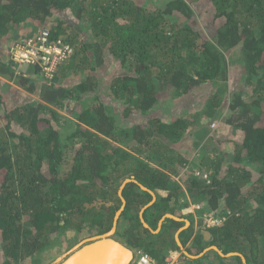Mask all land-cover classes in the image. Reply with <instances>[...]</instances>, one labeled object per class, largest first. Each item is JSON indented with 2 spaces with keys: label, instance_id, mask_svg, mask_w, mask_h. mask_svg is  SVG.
Listing matches in <instances>:
<instances>
[{
  "label": "trees",
  "instance_id": "1",
  "mask_svg": "<svg viewBox=\"0 0 264 264\" xmlns=\"http://www.w3.org/2000/svg\"><path fill=\"white\" fill-rule=\"evenodd\" d=\"M152 1L0 0V48L35 26L73 48L51 80L38 69L15 78L39 103L3 108L0 264H43L46 254L61 252L69 231L67 249L107 233L122 205L115 240L161 264L180 250L175 234L184 223L165 218L151 231L188 208L186 196L227 217L206 241L192 224L180 231L189 255L216 246L245 264H264V0H209L213 17L204 27L191 7L196 0ZM73 24L93 40H80ZM4 62L0 56V75L13 79ZM204 84L212 86L208 99L191 105ZM163 96L176 110L188 106L169 115L175 106L161 105ZM14 98L0 83V105ZM45 104L75 121L60 122ZM131 178L122 204L118 189ZM139 184L156 197L142 213L149 229L139 213L153 197ZM241 256L209 250L185 264H244Z\"/></svg>",
  "mask_w": 264,
  "mask_h": 264
},
{
  "label": "built area",
  "instance_id": "2",
  "mask_svg": "<svg viewBox=\"0 0 264 264\" xmlns=\"http://www.w3.org/2000/svg\"><path fill=\"white\" fill-rule=\"evenodd\" d=\"M72 53V46L61 38L52 39L49 29L43 27L39 28L34 35H20L19 39H14L8 49V60L12 63L16 75L20 74L18 72L20 67L29 66L38 69L43 79L51 80L57 67ZM216 127V123L210 125L211 129ZM202 178L206 176L203 175ZM175 180L180 184L178 178ZM226 218L216 212H206L202 216V224L210 229L220 226ZM184 261L185 256L181 252L174 251L168 253L161 264H185ZM132 262L133 264H158L149 253L140 249L132 250Z\"/></svg>",
  "mask_w": 264,
  "mask_h": 264
},
{
  "label": "rangeland",
  "instance_id": "3",
  "mask_svg": "<svg viewBox=\"0 0 264 264\" xmlns=\"http://www.w3.org/2000/svg\"><path fill=\"white\" fill-rule=\"evenodd\" d=\"M186 1H191V0H186ZM152 2H157V3H159L158 2V0H154V1H152ZM208 3H210V1L209 0H196L193 4H192V8H193V10H194V12H195V14H196V22H197V26H200V27H204V26H210L209 24H211V23H209L210 22V19H212V14H211V11H213V6L211 5V4H208ZM65 17H67V19H68V21H70V23L72 24V23H75L74 21H73V19H72V17H71V15H69V13L67 14V15H64ZM56 22L55 21H53L52 22V24L50 23V22H47L46 23V25L45 26H47V27H51L52 25H54ZM27 27V26H26ZM29 28V27H28ZM25 29H27V28H25ZM75 33H78L79 34V38H80V40H82V39H84V38H89V40L90 41H92L93 39L91 38V35H89V32L87 31H84V29L82 28V30L83 31H81V29L80 28H78L77 27V25L76 24H73V29H72ZM68 31V30H67ZM70 31V30H69ZM20 32V31H19ZM16 33V34H19L20 35V33H22V32H20V33ZM70 33H71V31H70ZM88 40V39H87ZM3 49H5L6 50V47H1L0 48V51H3ZM233 53H236V54H233ZM233 53H231V54H228V58L229 59H235V58H237V54H238V50L237 49H235L234 51H233ZM27 70V71H26ZM103 71H104V69H102ZM21 71H26V72H30L31 71V68L29 67V66H22L21 67ZM232 71V70H231ZM105 72V71H104ZM110 72V71H109ZM231 74V76H232V79H236L237 77H233V73H230ZM239 83V82H238ZM237 83V84H238ZM241 88V87H240ZM211 90H212V86L211 85H201L198 89H196L195 91H193L192 92V100H191V102H190V104L191 105H193V106H198V105H203V103L208 99V97H209V95H210V92H211ZM244 90V92H243V96H245L246 98H247V93L249 92L246 88L245 89H243ZM8 90H4V91H2V94L4 95V96H6V95H9V92H7ZM14 95H15V98H14V100H11V101H9V100H5V104H4V106H2V105H0V118H2V113H3V108H5V109H10V108H12V107H20L21 105H23L26 101H28V102H35V103H39V98H38V96H36V95H34V94H30L29 92H27V90H25V89H23L22 87H20V86H17V88H16V91H14ZM244 97V98H245ZM162 104H164L163 106L167 109V108H171V107H173V106H175L174 107V109H170L171 110V112H170V114L169 115H171L172 114V112H178V111H180L181 110V112H182V110L184 111V110H186V106H188V104L187 105H185V104H182V109L180 108V109H178V110H176V105H175V102L174 101H171V99L170 98H168V97H162V99H161V105ZM198 104V105H197ZM46 106H48L51 110H53V111H56L57 113H59V115H60V117H61V119H62V121H60V122H63V120L65 119L67 122L68 121H75L74 120V118L72 117L73 115H72V112H67V113H63L62 111H60V110H58V109H55L53 106H51V105H48V104H45ZM163 114V113H162ZM161 114V115H162ZM224 114H227V112H226V110L224 111ZM223 114V115H224ZM63 122V123H67V122ZM1 123H2V121L0 122V125H1ZM229 136H232V134H230ZM193 154H194V152H193ZM43 172H46V167L45 166H43ZM124 182V181H123ZM123 184V183H122ZM120 187H121V185H120ZM120 187H119V189H120ZM118 189V190H119ZM159 194V193H158ZM117 195H118V192H117ZM194 205V204H193ZM180 210V209H179ZM175 216V215H174ZM203 216V215H202ZM175 217H177V216H175ZM185 225V224H184ZM189 226V221L187 222V224H186V227H188ZM182 229V228H181ZM71 237H73V233L71 232V231H69V232H67L66 233V239H65V241H66V243H62L61 245L60 244H58V247L56 248L58 251L61 249V252L60 253H58L57 255H53V254H46L47 255V257L44 259V260H42V262H43V264H57L58 263V260L59 259H62V257H63V255H65L67 252H69L71 249H74L76 246H78L82 241H79V242H77V243H75V244H73L69 249H67L68 248V246H69V244H70V238ZM64 238H65V236H64ZM92 238V237H91ZM88 239H90V238H88ZM84 241V240H83ZM71 243H73V242H71ZM60 248V249H59ZM0 255H1V251H0ZM44 258V256H42V259ZM212 258V257H211ZM210 258V259H211ZM37 262H34L33 261V259L31 260L32 261V263H30V264H42V263H40L39 262V260L38 259H35ZM213 261V260H212Z\"/></svg>",
  "mask_w": 264,
  "mask_h": 264
},
{
  "label": "water",
  "instance_id": "4",
  "mask_svg": "<svg viewBox=\"0 0 264 264\" xmlns=\"http://www.w3.org/2000/svg\"><path fill=\"white\" fill-rule=\"evenodd\" d=\"M130 181H133V180H131V179L125 180L123 182V184L121 185L120 189L118 190V195L121 199L122 204H124V200L121 197V190L123 189L124 185ZM139 187L142 190L149 192V194H151L153 197V201L155 200L154 199L155 195L153 194V192L149 191L148 189H146L145 187H143L140 184H139ZM153 201L151 203H149L147 206H145L141 212H143L145 208H147L149 205H151L153 203ZM120 213H121V210H119L115 214L113 226L107 233L102 234L100 236L92 237L90 239H85L78 246H76L74 249H71L69 252H67L65 255H63L62 259H59L57 264H73V262H78L77 260H80V259H81V262H86L89 260L88 264H91V262L95 259L99 260L96 262V264H131V260H132L131 250L129 249V247L121 244L120 242L116 241L114 238V234L116 231V226H115L116 222L115 221H116V219ZM165 218H170V219H173L175 221H181L179 218H177L173 215H170V214H166L161 219V221L164 220ZM183 222L185 224H187L186 221H183ZM141 223H142V226L144 228L149 229L148 225L144 222L143 219L141 220ZM183 229H186V226H184L179 231H182ZM158 231L159 230L151 231V232L153 234H156ZM204 234L206 236H209V239H210V232L205 231L202 233V235L204 236ZM176 236H175V240L178 243V245L180 246L181 244L178 240V237H176ZM212 249H214L215 251H217L221 254V252L217 248L212 247ZM235 255H239V254L230 253V254H227L225 256L231 257V256H235ZM85 256H87L88 260L84 259ZM89 256L91 257L92 261L90 260ZM242 260L244 262L243 257H242ZM92 264H93V262H92Z\"/></svg>",
  "mask_w": 264,
  "mask_h": 264
},
{
  "label": "crops",
  "instance_id": "5",
  "mask_svg": "<svg viewBox=\"0 0 264 264\" xmlns=\"http://www.w3.org/2000/svg\"><path fill=\"white\" fill-rule=\"evenodd\" d=\"M29 31H27L26 33H28ZM8 44V47L10 46V44H11V42H8L7 43ZM1 84H4V86H9V84L7 83V82H0ZM11 86V85H10ZM9 86V87H10ZM10 88H12V86L10 87ZM14 91H16V89H14V88H12ZM171 176V179H173V180H175V175H170ZM176 182V181H175ZM185 190L183 189V192H184ZM118 197H119V195H118ZM156 198V197H155ZM154 198V199H155ZM186 198V200L188 201V208H182V209H175V216H177V218H179L180 220H181V222H183V221H186V222H188L189 221V225L190 224H192L193 225V230H194V236H195V234H197V233H200L201 234V232L203 233V232H205V231H201L200 230V228L202 227V220H201V217H202V215L204 214V212H207V210H205V209H202L199 205H197V204H194L193 205V203H191V202H189V197H185ZM153 201V200H152ZM172 204V203H171ZM180 204V203H179ZM173 205V204H172ZM197 207H199V208H197ZM121 208H123V205H122V207ZM177 208H179V207H177ZM142 211V210H141ZM142 213L143 212H140L139 213V219H140V221L143 219L142 218ZM174 216V215H173ZM118 218V217H117ZM163 218V217H162ZM161 218V219H162ZM116 221H117V219H116ZM145 222V221H144ZM162 222H163V220L161 221H159L158 222V225H157V229L156 230H159L160 228H161V225H162ZM184 223V222H183ZM185 224V223H184ZM184 226H186V224L184 225ZM180 230V229H179ZM178 230V231H179ZM177 231V233L175 234V236L176 237H178V233L180 232H178ZM204 240L206 241L207 239L209 240V236H206L205 234H204ZM193 238V237H192ZM192 238L190 239V241L192 240ZM177 243V242H176ZM177 245H178V243H177ZM179 246V245H178ZM180 247V250H179V252H181L183 255L185 254V252H184V250L185 249H183L181 246H179ZM188 247V246H187ZM192 257H194V256H192Z\"/></svg>",
  "mask_w": 264,
  "mask_h": 264
},
{
  "label": "clouds",
  "instance_id": "6",
  "mask_svg": "<svg viewBox=\"0 0 264 264\" xmlns=\"http://www.w3.org/2000/svg\"><path fill=\"white\" fill-rule=\"evenodd\" d=\"M39 28H43V27H38V28H36V26L35 27H33V29H35V32H31V30L28 32V33H20V35H34L36 32H37V30L39 29ZM13 35V34H12ZM58 38H60V37H58ZM14 39H15V37H13L12 39H11V43L14 41ZM11 45V44H10ZM4 47H6V50L5 49H3V51H0V56L2 57V59L5 61L4 63H6V65L7 66H9L11 69H12V71L14 72V77H13V79H10V78H5V77H2L1 75H0V82H7L8 84H9V86L11 85L12 86V88H14V89H16L17 88V86H18V84L16 83V81H15V78L16 77H18V76H21V77H26L27 75H29V74H26V71H21V67L18 69V72L20 73L19 75H16L15 74V70H14V67H12V63L11 62H9V60H8V49H9V47H8V44L7 45H5ZM31 68V67H30ZM16 69V68H15ZM31 70H33V68H31ZM26 74V75H25ZM40 76V75H39ZM18 82V81H17ZM10 86V87H11ZM212 124V123H211ZM210 124V125H211ZM217 124V123H216ZM210 125H209V128H210ZM217 126H218V124H217ZM211 129V128H210ZM216 129V128H215ZM215 129H212V130H215ZM125 180H127V179H125ZM124 180V181H125ZM131 180H133V178H131ZM134 181V180H133ZM172 181H176V180H173L172 179ZM123 183V182H122ZM176 183H178L177 181H176ZM180 184H178V185H182L181 184V182H179ZM122 185V184H121ZM154 194V193H153ZM122 209L123 208H121L120 210L122 211ZM118 212V211H117ZM207 212H216V211H212V210H209V211H207ZM204 213H206V212H204ZM217 213V212H216ZM218 214V213H217ZM218 215H220V216H226L225 214H223V215H221V214H218ZM201 220H202V217H201ZM116 222V221H115ZM202 222V221H201ZM116 226V225H115ZM219 227V226H218ZM183 228V227H182ZM187 228V227H186ZM214 228H216V227H214ZM210 229H212V228H210ZM210 229H207V228H205L204 226H203V224H202V227L200 228V230L201 231H208L209 232V230ZM201 234H202V232H201ZM208 240V239H207ZM181 246V245H180ZM212 247H215V248H217L216 246H210V247H207V248H205L204 249V251L202 252V253H200L198 256H194V257H192L191 255H189L188 253H187V251H186V249L185 248H183V249H185L184 250V252H185V254H184V256H185V261H186V257H189V258H191V259H194V258H199V257H201L204 253H206V252H208L209 250H213V251H215L214 249H212ZM218 249V248H217ZM131 250V253H132V250H134V249H130ZM219 250V249H218ZM220 251V250H219ZM171 252H174V251H171ZM177 252H179V251H177ZM215 252H217V251H215ZM221 252V251H220ZM170 253V252H169ZM220 256H222L223 254H222V252H221V254L219 253V252H217ZM233 254H237V253H233ZM240 255V254H239ZM238 255V256H239ZM151 256V255H150ZM223 256H225V255H223ZM241 256V255H240ZM242 258V257H241ZM244 259V258H243ZM185 261H184V263H185ZM131 264H133V262H132V260H131ZM244 264H245V260H244Z\"/></svg>",
  "mask_w": 264,
  "mask_h": 264
},
{
  "label": "bare ground",
  "instance_id": "7",
  "mask_svg": "<svg viewBox=\"0 0 264 264\" xmlns=\"http://www.w3.org/2000/svg\"><path fill=\"white\" fill-rule=\"evenodd\" d=\"M90 260H91V257L89 256ZM83 259V258H82ZM85 260H88L87 256L84 257ZM78 262H73V264H88L89 263V260L86 261V262H81V259L80 260H77ZM92 261V260H91ZM99 261L97 259L93 260V264H96V262ZM91 262V264H92Z\"/></svg>",
  "mask_w": 264,
  "mask_h": 264
}]
</instances>
